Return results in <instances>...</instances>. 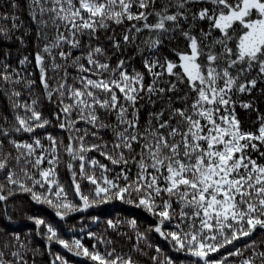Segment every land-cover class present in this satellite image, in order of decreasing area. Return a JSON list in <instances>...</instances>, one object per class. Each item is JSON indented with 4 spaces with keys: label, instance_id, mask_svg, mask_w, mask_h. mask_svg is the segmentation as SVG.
<instances>
[{
    "label": "snow or ice",
    "instance_id": "obj_1",
    "mask_svg": "<svg viewBox=\"0 0 264 264\" xmlns=\"http://www.w3.org/2000/svg\"><path fill=\"white\" fill-rule=\"evenodd\" d=\"M18 195L61 221L118 200L154 223L128 221L117 252L41 217L35 237L0 222V264H70L54 244L90 264H177L150 233L179 264H264V0H0L8 220Z\"/></svg>",
    "mask_w": 264,
    "mask_h": 264
},
{
    "label": "trees",
    "instance_id": "obj_2",
    "mask_svg": "<svg viewBox=\"0 0 264 264\" xmlns=\"http://www.w3.org/2000/svg\"><path fill=\"white\" fill-rule=\"evenodd\" d=\"M25 20H27L26 16ZM49 131L58 130L50 128ZM64 159L66 160L67 157H64ZM59 179L62 184L69 188L70 198H74V193L71 192V177L63 164L59 168ZM87 190L85 188V191ZM9 212L11 213L12 219L8 220L7 217L0 215V222L9 224L10 229L19 233L22 237L27 234L35 237V225L29 219V217L35 216L52 223L58 228L63 238L69 240L74 238L81 239L88 247L96 243L95 240L88 238L89 232L96 234L98 237H103L106 240L110 239L114 243L109 245V247H114L117 252H128L130 250L132 241L128 239V236H132L133 232L129 227L128 221L135 219L140 230H144L150 224L154 223L153 218L143 209L122 203L118 200L111 201L107 204H100L85 212H76L68 216L66 220L61 221L55 216L54 211L46 205L35 204L28 196L18 195L10 202ZM109 220L119 225L118 231L108 228L107 222ZM150 237L153 245L160 246L164 253L176 258L177 264H179L180 260L187 259L182 254L173 252L170 245L157 234L150 233ZM253 239L260 240L262 238L257 234ZM37 242L42 243L38 238ZM238 244L243 247V241L238 242ZM99 247L101 251H104V245H100ZM52 251L65 256L70 261V264H90V262L82 258L72 256L58 245L54 244ZM38 259L44 260L45 264H47V255L42 258L38 257ZM139 260L140 264H146L147 257H139Z\"/></svg>",
    "mask_w": 264,
    "mask_h": 264
}]
</instances>
